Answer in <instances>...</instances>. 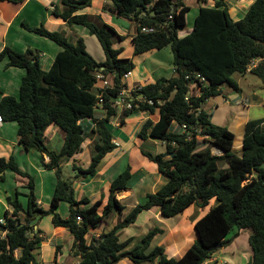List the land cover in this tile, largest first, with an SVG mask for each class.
Listing matches in <instances>:
<instances>
[{"label": "trees", "instance_id": "trees-1", "mask_svg": "<svg viewBox=\"0 0 264 264\" xmlns=\"http://www.w3.org/2000/svg\"><path fill=\"white\" fill-rule=\"evenodd\" d=\"M92 3L93 0H59L53 13L70 25L86 27L103 49L104 61H98L88 51L83 37L74 43L64 32L45 26L26 25V28L60 46L49 69L42 68L39 53L34 48L20 52L4 46L0 51V59L8 57L9 66L26 69L19 96H3L0 114L4 121L17 122L19 142L25 149L49 156L48 162L43 158V165L55 169L58 176L51 206L45 209L38 204L34 178L21 170L14 156L0 157L2 180H5V172L11 170L29 178L30 190L26 194L27 205L19 198L8 197L12 212L6 210L3 214L6 223L0 224L6 231L0 239V264H41L38 248L43 237L41 229L35 225L38 219L49 214L55 226L68 227L73 233V253L80 256L78 264H117L123 258L134 264H203L218 250H214V246H227L234 239L229 238V234L234 230L236 237L243 229L252 230L249 244L253 256L247 264H264V132L261 129L264 117L247 122L239 154L234 150L235 133L227 126L213 123L204 109L210 98L226 97L223 85L238 90L233 75L246 74L250 61L264 56V0H254L239 20L231 17L225 0H216L212 7L202 6L193 30L182 37L179 29L186 25V14L190 10L183 0H112L116 15L136 25L132 38L134 55L167 46L174 54L173 76L141 85L128 97L122 94L126 86L124 75L135 68V63L132 57L121 56L123 47L114 46L115 38L123 41L125 36L83 12ZM61 6L66 9L61 10ZM143 28L148 30L143 31ZM99 72L106 77L113 74V84L96 88ZM252 73L264 82V66ZM197 74L206 80L196 78ZM194 82L198 94L191 93ZM122 96L125 104H132L131 108L124 107L125 116L138 110L150 113L159 110V120L148 119L139 136L165 143L161 152L143 150V153L157 163L168 181L137 203L122 222L104 232L100 239L87 243L86 235L99 226L104 216L125 210L117 192L127 188L131 167L112 181L108 201L100 212L102 199L88 206V197L76 198L74 180L63 178L62 165L82 151L87 134L81 121L91 118L95 123L92 134L98 135L91 163L88 167L75 164L74 168L76 177H88L97 172L105 155L117 147L108 122L118 114L116 100ZM99 110L104 111V117L97 115ZM121 121L124 123V119ZM52 124L65 132L60 150H51L45 143V131ZM184 124L193 133L191 138L187 132H181ZM198 135L208 142L207 147L200 148ZM213 146L221 148L223 154H213ZM221 159L227 161V167L219 166ZM213 200L216 203L195 223L197 240L181 257H167L163 246H152L155 236L163 232L158 227L149 230L130 249L133 238L119 239L118 231L133 224L145 209L159 206L165 217H176L192 204L206 208ZM62 201L69 203L67 218L57 211ZM78 216L82 217L81 221L77 220ZM55 264L67 263L56 261Z\"/></svg>", "mask_w": 264, "mask_h": 264}, {"label": "crops", "instance_id": "crops-1", "mask_svg": "<svg viewBox=\"0 0 264 264\" xmlns=\"http://www.w3.org/2000/svg\"><path fill=\"white\" fill-rule=\"evenodd\" d=\"M58 1L59 0H0V51L4 46H10L20 52H25L29 48H34L39 50L38 53L42 68L45 70L49 69L53 64L56 54L61 49L60 46L52 40L26 28V25L31 27L45 26L50 30L64 32L74 43H76L80 37H83L86 40L88 51L98 61H104L105 53L103 49L99 46L100 44L98 45L95 42L86 27L70 25L66 20L57 17L53 13L55 3ZM183 1L186 5L190 6V10L186 14V25L179 29V35L181 37L189 34L193 30L195 18L201 7H212L216 0H206L205 2H200L198 0ZM225 2L229 7L231 17L234 20H239L244 17L247 9L254 0H225ZM111 5L112 0H93L92 5L84 9L83 12L101 22L113 26L120 35H124L125 39L123 41L115 38V41L117 42H114V46L116 48H124L121 56L132 57L133 60H135L134 56L136 55H134L133 52V56H126L124 55V52L126 41H130L132 44V51H134L132 38L136 34V25L134 32L128 31L127 34L123 33L120 30V27L122 26L120 19L123 17L117 16ZM193 8L195 9L196 16L194 17L193 23L189 24L188 16ZM65 9V6H61V10ZM88 42L95 44L96 53H92V51L89 50ZM164 49H169L173 54L170 46H167L163 49H153L139 55L142 56L144 61H147V58L150 56H153V58L155 55L159 56ZM170 59L171 73H168V75H165L167 71L165 67L161 63L155 61L150 69L139 66V73H137L138 66L134 61L135 68L132 70V74L125 78L126 86L123 89V95L128 97L136 88L146 83L153 82L160 77L173 76L174 54ZM248 74L254 73L247 72L246 74H242V77L246 78ZM25 75V68L9 66L7 59H0V100L5 95L19 96L20 85ZM106 78L111 86L113 84V74H108ZM241 79L243 78H240V80ZM240 80L238 81V90L225 84L222 86V90L226 97L219 95L210 98L204 105V109L209 114L213 123L227 126L235 133L234 150L239 154L242 152L245 126L247 122L264 117V82L260 79V82H255L250 89H245L241 82L242 80ZM102 87L103 83L98 80L96 88L101 89ZM191 93H199L198 86L195 83L191 85ZM118 105L119 107L122 106L123 111L125 106L124 103L120 101ZM119 111L120 110H118V114L112 117L108 122L109 128L114 136L113 141L117 147L105 155L94 175L88 177H76L77 171L74 168L75 164L82 167H88L91 163L94 145L98 140V135L92 134L95 123L91 118H85L81 121L85 134H87L86 140L83 143L82 151L75 155L73 159L62 165V176L66 174L67 178L74 180L76 198L79 200L88 197L90 199L88 206L92 205L97 200L102 199L103 204L100 208V212H102L104 205L108 201L112 181L128 166L131 167L132 176L128 181L127 188L117 192L118 199L122 200L126 206L125 210L122 213L114 211L109 215L104 216L99 226L92 228L86 235L87 243H91L93 239H100L104 232L111 230L117 223L122 222L125 216L138 203V201H135L136 199L133 198H139V196H141L143 201L149 193L156 192L168 181V176L159 170L157 163L150 160L143 153V150L151 151L153 153L161 152L165 149V143L151 137L142 138L139 136L142 126L148 119H152L154 122L159 120V110H156L155 113L138 110L132 112L128 116H125L124 112L121 114ZM97 115L99 117H104V111L99 110ZM122 119H124V123H122ZM177 126V122H174V127ZM261 129L264 132V123L262 124ZM64 141L65 132L59 126L52 124L46 129L45 143L49 149L60 150L64 145ZM199 141L201 149L208 146V142L203 138L199 139ZM222 154L223 153L219 155ZM11 156H14L21 170L29 173L34 178V192L38 204L45 209H49L58 182V176L55 169H48L43 165V158L44 161L48 162L50 160L49 156L47 154H42L37 150L28 151L25 149V147L19 142L17 122L4 121L0 125V157L9 158ZM70 164L73 167L72 170L65 169L64 166ZM7 171L4 175L8 178L10 174H7ZM37 176L39 178H37ZM16 178L18 179V182L12 187L15 192L14 195L13 192L11 193V191L8 190V185L10 186L11 182L8 184L7 181L1 182L4 186L5 195L1 193L2 190L0 188V207H2L4 211L9 210L12 212V206L8 203V197L19 198L17 192L23 193L25 196L30 192L28 188L29 178L19 175H17ZM0 181H4L1 176ZM62 202L57 209L58 212L60 211ZM214 204L211 202L209 206ZM199 208L201 209L198 210ZM207 208L208 206L202 208L197 204H192L182 214L176 217H165L162 214L161 208L159 206H154L150 209L143 210L133 224L121 228L118 231V236L120 241L133 238L132 243L128 247V249H130L136 243H139L149 230L158 227L161 228L163 232H160L155 236L152 246H163L167 257H181L197 240L198 235L195 229V223L210 209ZM69 214L70 209L68 214L63 216L60 215L67 218ZM46 216L52 215L49 214ZM23 217L24 215L22 214L21 218L23 219ZM40 225L41 218L36 221L35 225V227L41 229L40 235L43 237V241L38 249H41L43 244H51L54 246V264L56 261L67 264H78L80 256H73L74 236L70 229L68 227L55 226L53 224L47 234ZM135 228H139V231H134ZM242 232L244 233L246 240L249 242L252 230H240L237 237H235L230 244L219 248L203 264H228L226 259H230L231 257L227 256V253L229 252H233V254L237 253V255H239L234 256L236 258V264H247L253 256L252 249L251 252L247 253V256H242L240 252H236L235 248L231 247L236 243ZM63 235H68V240L71 241L70 247L68 248L69 252L65 257L64 262H62L61 259V257H63L64 247L60 244L58 239L56 240V238H61ZM123 236L124 239H122ZM39 254L41 253L38 252L40 263L45 264L41 261ZM222 254H225L226 256H221ZM125 260L129 264H134L128 258H125ZM158 261L159 258L155 263Z\"/></svg>", "mask_w": 264, "mask_h": 264}, {"label": "rangeland", "instance_id": "rangeland-1", "mask_svg": "<svg viewBox=\"0 0 264 264\" xmlns=\"http://www.w3.org/2000/svg\"><path fill=\"white\" fill-rule=\"evenodd\" d=\"M195 16H196V13H195V9L193 8V9H191V12H189V16H188V23L189 24L193 23ZM120 20H121L120 22H122V26L120 27V30L123 33L127 34L128 31H131V32L135 31V23L134 22L130 21L127 18H121ZM131 32H130V34H131ZM93 38H94L95 42L99 45L97 39L95 37H93ZM115 42H117V41H115ZM88 48L90 51H92V53H96V48H95L94 43L88 42ZM37 51H39V50H37ZM132 52H133L132 51V44L130 43V41H126L125 42L124 55L133 56ZM170 55L173 56L172 52L169 49H164L159 56H157V55L154 56V58L156 57L155 59L153 58V56H150L149 58H147V61L146 60L144 61L142 59V56H140V55L134 56V58H135L134 61L136 62L137 66H138V72L137 73H139V66L147 67L148 69H150L153 65V62L155 61L157 63H161L165 67V69L167 70L165 75H168V73H171V62H170L171 56ZM4 58L7 59V61H8V57H4ZM240 78H243V79H241L242 81L240 80ZM233 79L237 83L240 80L243 83V87L245 89H250L251 86L255 84V82L256 83L260 82V79L254 74H248L245 78V77H242V74L236 73L233 75ZM119 110H120L119 112L122 114V112H123L122 106L119 107ZM199 138L202 139L203 137L200 136ZM212 153L219 155L223 152L218 147L213 146L212 147ZM218 163H219V166L221 168H225L228 166L227 161L224 159L219 160ZM64 167H65V169H69V170H72V168H73L71 164L68 166L65 165ZM7 174H10L8 176V178L5 177L4 181H0V186H1L0 188L2 190L1 193L5 195L4 186H3V183H1V182L7 181V184L11 182L10 183L11 185L10 186L8 185V190L11 191V193L13 192V195H14L15 192L12 189V187L14 185H16V182H18V179L16 178L17 174L12 172V171H7ZM64 175H66V174H64ZM37 178H39V177L37 176ZM19 199L21 200V202L24 205H27V198L23 193L19 194ZM133 199H136L135 201H138V203L142 201L141 196H139V198H133ZM212 202H213V204L216 203L215 200H213ZM209 208H210V206H208L207 209H209ZM200 209L201 208H199L198 210H200ZM4 212H5L4 209L2 207H0V215H3ZM68 212H69L68 203L62 202L59 213L63 216V215L68 214ZM52 226H53L52 216H45V217L41 218L40 227L43 230H45L47 232V234H48V230L50 228H52ZM134 231H139V228H135ZM229 238H235V231L234 230L229 234ZM57 239L59 240L60 244L64 247L63 257H61L62 262H64L65 257L68 255V252H69L68 248L70 247L71 241L68 240V235H63L61 238H56V240ZM122 239H124V236L122 237ZM231 247L235 248L236 252H240V254L242 256H247V253L251 252L249 242L246 240L243 232L241 233V236L237 239L236 243H234L233 246H231ZM38 252L41 253V254H39V257L43 263L54 264V256L55 255H54V246L53 245L48 244V243L43 244L41 249H38ZM227 254H228L227 256H231L230 259H226L228 261V264H236V258L234 256H239V255H237V253L233 254V252H229ZM74 255L75 254L73 253V256ZM221 256H226V255L222 254ZM118 264H129V263L124 258V259H121ZM130 264H132V263H130Z\"/></svg>", "mask_w": 264, "mask_h": 264}, {"label": "built area", "instance_id": "built-area-1", "mask_svg": "<svg viewBox=\"0 0 264 264\" xmlns=\"http://www.w3.org/2000/svg\"><path fill=\"white\" fill-rule=\"evenodd\" d=\"M148 29L147 28H143V31H147ZM261 66H264V56H259V57H256V58H253L249 65L247 66V69L246 71L247 72H252V70L254 69H257ZM132 74V71H128L125 75H124V78H127L129 77L130 75ZM97 78L99 81H101L103 83V87L102 88H106L108 86H110L109 82H108V79L106 78V76L102 73V72H99V74L97 75ZM196 78H200L202 81H205L206 79L201 76L200 74H197L196 75ZM195 83V82H194ZM196 84V83H195ZM123 94V93H122ZM120 99V100H119ZM119 99H117V103L119 104L120 101H122L124 103V107H127V108H131L132 107V104L130 102H127L125 104V98L122 96L120 97ZM188 99V97H187ZM119 100V101H118ZM100 101L102 102V98L100 99ZM4 122V119L2 117V115L0 114V125ZM178 126L175 128L177 129ZM181 132H187L188 133V137L191 138L193 136V133L191 131H189L187 129V126L184 124L181 126ZM199 131V130H198ZM200 137V135H198V138ZM114 139V138H113ZM77 220L78 221H81L82 220V217L81 216H78L77 217ZM6 223V219L5 217L3 216H0V224H5ZM5 233L6 231H3L0 227V239H2L4 236H5Z\"/></svg>", "mask_w": 264, "mask_h": 264}, {"label": "water", "instance_id": "water-1", "mask_svg": "<svg viewBox=\"0 0 264 264\" xmlns=\"http://www.w3.org/2000/svg\"><path fill=\"white\" fill-rule=\"evenodd\" d=\"M219 149L223 152V150H222L221 148H219ZM63 178H64V179H67V176L64 175ZM219 248H221V245L214 246L213 249H214V250H217V249H219Z\"/></svg>", "mask_w": 264, "mask_h": 264}]
</instances>
